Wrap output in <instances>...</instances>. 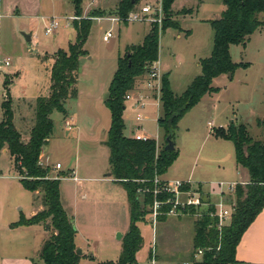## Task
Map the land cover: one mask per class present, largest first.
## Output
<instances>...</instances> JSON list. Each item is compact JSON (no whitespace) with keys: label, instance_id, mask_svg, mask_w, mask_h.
I'll list each match as a JSON object with an SVG mask.
<instances>
[{"label":"rangeland","instance_id":"374dc122","mask_svg":"<svg viewBox=\"0 0 264 264\" xmlns=\"http://www.w3.org/2000/svg\"><path fill=\"white\" fill-rule=\"evenodd\" d=\"M118 1L82 0V15L78 20L87 18L92 10H97L98 17H88L92 22L84 45L87 55L81 57L79 61V69L76 73V96L65 102V115L58 112L50 115L53 132L44 148L50 163L52 165L59 163L62 166L61 171L53 170L51 173L49 162L45 158L40 159L44 164L43 168L50 170L48 179L62 178L59 191L69 204L70 209L65 213L74 223L77 249L88 255V259H94V262L115 260L120 256L122 239L121 245L116 240L119 238L118 235L125 236L128 232L130 218L126 214L122 215L121 207L115 204L122 200L125 194L118 184L97 181L73 182L70 180L72 170L78 179L108 178L105 176L110 174L109 150L105 142L110 127V114L104 105L108 97V86L117 68L119 57L125 55L127 48L143 42L152 23L149 17L136 22L114 24L108 21L116 17L114 9ZM10 5L23 14L10 16V11L6 10L10 9ZM147 5L152 6L154 10L159 9L162 8V1L140 0L133 12L140 13L141 8ZM171 9L172 13L167 19L177 22L182 31L167 29L163 33L160 32L158 51L160 60L168 68L165 74L170 82L171 91L176 96H180L193 78L200 75L199 60L208 58L212 50L213 31L207 23L198 20L219 19L224 6L222 0H187L186 3L185 0H177ZM183 11H188L189 14L183 15ZM0 14L2 15L0 16V62L6 58L10 59L9 67L1 66L0 105L5 100L3 81L5 78L6 80L13 78L9 93L17 98L12 105L13 122L16 130L23 135V140H26L25 135L35 123L34 106L30 108V105L33 104L32 98L37 93L44 74L38 55H51L58 49L68 47L71 42L67 40V35H73L71 18L75 17L74 8L69 0L41 2L6 0L3 2V11ZM51 19H56L59 27L48 35L45 28ZM161 19H164L163 12ZM259 20L263 22V26L251 35L245 48L242 46L230 48L232 62L248 64V68H239L232 78L227 74L221 82L214 84L213 87L219 89L218 94L205 96L178 122L171 140L175 152L179 154L178 164L168 169L163 178H184L191 171V167L194 178L198 180L239 178L235 170L232 143L216 139L212 131L218 128L226 129L231 124L235 127L243 125L253 140L258 141L262 138V131L256 122L264 119V13L259 15ZM158 25L160 29L162 24ZM109 30L112 31L113 36L108 42H104L103 36ZM186 32L191 33L188 39ZM177 34H181L180 39L175 38ZM24 35L30 36V40L26 41ZM5 71L20 73L13 76V74H5ZM22 95L24 98L19 99L18 97ZM125 103L124 135L131 138L136 134H143L158 143V152L165 141L163 130L157 124V118L162 113L161 104L158 106L159 111L152 102L135 111L132 102ZM137 113L143 118L140 123L141 130L137 128L138 123L135 119ZM68 119H72L69 131L65 126V120ZM209 123H212V127L208 126ZM0 175L3 176L0 178V257L20 258L25 254L34 264H42L39 260L44 243L42 231H36L34 228L19 235V232H9L8 227L6 228V224L17 222L20 215L28 214L39 203L42 204V195L39 193L34 196L33 193L18 187L20 182L17 179H20L22 173L18 171L9 154L2 151H0ZM197 186L192 184L193 188ZM200 186L201 190L206 192L208 185ZM82 191H88L87 199L81 197ZM91 196L95 201H92ZM226 197L223 198V202L225 200L228 203H235L234 194ZM218 201V197L210 199L211 203ZM91 203L95 205L91 206ZM201 210L204 211L201 208L193 215L185 216L187 225L190 223L192 229L191 231L178 229V235H176L177 230L173 229V218L157 222L153 229L151 223L145 225L139 223L138 227H141V237L144 242V252L140 254L141 264H149L147 251L153 232L157 251L164 259H169V247L170 249L176 247L179 253L172 261L174 264H180L185 259L192 262L195 259L192 257L193 222ZM145 211L148 212L149 208H145ZM147 216L154 220L152 213ZM228 223L229 220L224 226ZM112 224L118 226L113 232ZM170 227L172 231L169 230Z\"/></svg>","mask_w":264,"mask_h":264},{"label":"trees","instance_id":"16d2710c","mask_svg":"<svg viewBox=\"0 0 264 264\" xmlns=\"http://www.w3.org/2000/svg\"><path fill=\"white\" fill-rule=\"evenodd\" d=\"M69 1L74 8V16L79 18L82 15V0ZM138 1L131 3V0H120L114 9L115 16L122 23L126 22ZM161 1L164 13L162 26L159 29L157 23H151V29L143 42L127 48L125 55L119 57L108 86V97L104 101L110 114V127L105 142L109 150L110 176L126 193L130 218L129 230L122 238V250L116 264H137L135 256L143 243L138 224L152 213L155 199L163 203L157 211L156 222H163L167 218L171 196L160 192L156 198L152 195L154 178L164 175L177 158L175 150H165L166 138L172 140L178 122L205 95L217 93L218 90L212 87L213 79L227 74L232 77L237 69L248 68V64L232 62L230 47L245 48L251 35L263 26L259 15L264 13V0H222L225 9L220 18L207 22L213 31L212 50L208 58L199 60L200 75L191 81L180 96L173 94L167 75H162V113L157 118V124L163 130L165 141L157 152L155 140L137 141L124 135L123 113L125 94L132 89L135 79L158 60L160 32L167 29L182 31L177 22L167 19L176 0ZM96 12L92 10L87 18L74 20V42L67 51L58 50L53 54L49 92L47 96L35 100V123L27 140H23L13 124L12 100L8 89L11 80L5 78L3 81L5 100L0 105V151L6 148L16 168L22 173L19 180L22 188L31 193H41L43 206L40 212L29 219L20 215L19 220L12 223L10 228L41 225L49 233L39 254L43 264H79L82 258L76 253L75 227L60 201V180L48 179L50 170L40 167L38 162L53 132L50 115L53 112L65 115V102L76 96V73L80 58L87 55L84 45L90 33V18L98 17ZM186 14H189L188 11L183 13ZM188 35L189 32H186ZM256 124L263 132L262 140L258 141L249 137L243 125L235 127L231 124L226 129L212 131L216 139L232 143L236 165L246 171L248 182L236 184L233 193L235 203L228 225L218 229V218L211 216L215 211L213 207L196 217L193 222L192 257L198 250H202L203 254L199 260L193 259L192 264H238L236 248L245 231L264 208V119L257 120ZM185 189L188 190V187ZM147 207L148 212L145 211ZM183 212L193 215L196 210L191 207Z\"/></svg>","mask_w":264,"mask_h":264},{"label":"crops","instance_id":"0c3cea01","mask_svg":"<svg viewBox=\"0 0 264 264\" xmlns=\"http://www.w3.org/2000/svg\"><path fill=\"white\" fill-rule=\"evenodd\" d=\"M6 2V0H0V13H2L3 11V2ZM40 2L42 0H39ZM120 1V0H119ZM118 1V3H119ZM177 1V0H176ZM175 1V2H176ZM179 1V0H178ZM187 0H185V3H186ZM175 4V3H174ZM173 4V5H174ZM15 7L13 5H10V9H6L7 11H10L9 12V15L10 16H13L15 14L17 15H21L22 12H20V10H16L14 9ZM225 9V8H224ZM221 10V13L224 11ZM23 14V13H22ZM193 15V14H192ZM190 15V16H192ZM221 15V14H220ZM0 16H2L0 14ZM189 16V17H190ZM199 22H204V23H207L208 21H210V19H200L198 20ZM208 24V23H207ZM209 25V24H208ZM147 35V34H146ZM30 37V36H29ZM187 39L191 37V33H189L188 36H186ZM31 38V37H30ZM176 39H180L181 38V34H177L175 36ZM75 39V31L73 30V35L69 34L67 35V40L69 41V43L73 42V40ZM70 43V44H71ZM68 44V47L69 45ZM67 47V48H68ZM67 48L66 49H58V50H63V51H67ZM231 48V47H230ZM56 53V52H54ZM53 53V54H54ZM53 54L51 55H38V58L41 59V67L44 71V74H43V78L41 79L42 82L39 84V88H38V91L37 93L33 96L32 100H33V104L30 105V108L32 106H34V103H35V100L38 98V97H45L48 95V92H49V86H50V70H51V67L53 65ZM47 57V59H45ZM158 62H159V65H160V69L162 71V74H165L167 71H168V68L167 66L160 60V56H159V52H158ZM170 69V68H169ZM20 73L19 71H17L16 73H9V72H6L5 71V74H18ZM166 75V74H165ZM226 77V75H221L215 79H213L212 81V87L214 84H217L219 82H221L224 78ZM233 77V76H232ZM231 77V78H232ZM194 79V78H193ZM12 83H13V78L11 79V84L9 86V93H10V88L12 86ZM170 83V82H169ZM170 85V84H169ZM215 88V87H214ZM217 89V88H216ZM219 90V89H217ZM214 94H218V91L217 93H214ZM207 95H212V94H207ZM205 95V96H207ZM204 96V97H205ZM203 97V98H204ZM10 98L12 100V105H13V102H14V99H17V98H14L10 95ZM19 99H23L24 96H20L18 97ZM202 98V99H203ZM201 99V100H202ZM200 100V101H201ZM200 103V102H199ZM198 103V104H199ZM197 104V105H198ZM126 105V103H125ZM196 105V106H197ZM195 107V106H194ZM193 107V108H194ZM192 108V109H193ZM191 109V110H192ZM125 110H126V107H125ZM190 110V111H191ZM189 111V112H190ZM188 113V112H187ZM124 114V113H123ZM14 119V118H13ZM69 120V119H68ZM70 121L72 122V119H70ZM14 124V122H13ZM15 126V124H14ZM16 128V127H15ZM141 129H142V125H141ZM261 129V128H260ZM28 131V130H27ZM69 131V130H68ZM262 131V129H261ZM29 132L30 130L27 132V134L25 135V139L27 140L28 137H29ZM141 135V134H139ZM22 138H23V135H21ZM143 137H146L148 138L147 136H144L143 134L141 135ZM262 137H263V132H262ZM133 138V136L131 137ZM262 140V138L260 139ZM45 148V147H44ZM44 148L42 150V158H45L46 161L49 162V165L51 166V169H52V172L53 173V170H56L54 169L55 165L56 164H59V163H56L55 165H52L50 163V160H49V157L45 155V152H44ZM3 153H6L8 154L6 148H4L3 150H1ZM178 160H179V154H177V158L176 160L174 161V163L172 164V166L169 168V169H172L174 168V166H176L178 163ZM234 160H235V154H234ZM236 163V162H235ZM62 169V166L61 168L58 170L59 172L61 171ZM225 169V168H224ZM236 174L238 175V179L239 181L237 180H234V179H224V180H198V179H195L194 176H193V167H191V171L189 172L188 175L184 176V178H172V179H169L167 177L163 178L164 175L161 176V180L162 181H165V182H172V181H188L190 182L191 184H197V185H203V184H206L208 185L206 191H208V189L210 188L211 185H214V184H218V183H223V184H233V183H236V184H244V183H247L248 182V175L246 173V171L244 170H241L237 167L236 165ZM166 174V173H165ZM186 174V173H185ZM105 177H108V178H105V179H98V178H85V179H78L76 178V173L72 170V178L70 180H72L73 182H94V181H97V182H102V183H107V184H115L113 182V178L111 176H105ZM0 178H3L2 175H0ZM19 178V177H18ZM62 179V178H61ZM61 179L59 178L60 182H61ZM64 179V178H63ZM18 181L20 179H17ZM82 186V185H80ZM111 186V185H110ZM113 186V185H112ZM19 188H22L21 184L18 185ZM201 187V186H200ZM23 189V188H22ZM26 191V190H25ZM28 192V191H27ZM88 191H82L81 193V197L83 196V198L87 199V193ZM31 193V192H30ZM60 193V201H61V204H62V207L65 211H69V204L68 202L65 200V198L62 196V193L59 191ZM123 194L124 196H126V193L125 191L123 190ZM34 196H37L39 195V193H33ZM78 194V192L76 193V195ZM123 196V199L118 201L115 205H117V207H121V214L124 215H128L129 216V206H128V201H127V197L124 198ZM78 197V196H77ZM37 198V197H36ZM91 199L92 201H95L93 200V197L91 196ZM95 204L91 203V206H94ZM128 206V207H127ZM43 209V206L41 203H39V205L35 208V209H31L30 212H28V214H25L23 215L26 219H29L31 218L32 216H34L35 214H37L38 212H40L41 210ZM125 211V212H124ZM119 212V211H118ZM128 213V214H127ZM121 215V216H122ZM185 215H179L177 217H172V216H167L166 220L169 218V220L171 218H173V229L177 230L176 232V235H178V229L179 231L184 228L188 231H191L192 229V225L190 223H188L189 225H187V221L185 220ZM165 220V221H166ZM129 221V219H128ZM73 222V221H72ZM75 222V221H74ZM13 222H10L9 224H6V228L8 227V230L9 232H19V235H22L23 233L31 230V229H34L36 228V231H42L43 233V236L44 238L42 239V242H45L47 240V232L44 231L43 227L41 225H34V226H28V227H18V228H14V229H11L10 228V225L12 224ZM143 225H145L146 223H151L152 224V229H153V226L154 225H157V222L154 221L153 219H151V217L147 216L145 218V221L144 222H141ZM76 224V223H75ZM122 224H123V220H122ZM8 225V226H7ZM74 225V223H73ZM75 227V226H74ZM118 226H115L112 224V232L117 228ZM141 227H139V230H140ZM79 229V228H78ZM114 229V230H113ZM169 230L172 231V228L170 227ZM185 230V231H186ZM183 231V232H185ZM141 235H142V232L140 231ZM10 234V233H9ZM124 234H121V235H118L119 238L118 240H116L119 245H121V239L123 237ZM112 238V237H111ZM110 238V239H111ZM143 239V237H142ZM192 239H193V236H192ZM75 241V240H74ZM110 242V241H108ZM43 244V243H42ZM75 246L76 248H78V244L76 245L75 243ZM170 246V244H169ZM176 247L170 249L169 247V259H164L163 255H159L158 251H157V246H156V241H155V234L154 232L152 233V237H151V243H150V247L148 248V251H147V255H148V259L150 260L151 256H152V252L154 251V256H155V259L157 260L158 264H174L173 259L176 257V255L179 253L178 250L175 249ZM144 252V242L142 244V247L141 249L137 252L136 254V261H137V264H141V258H140V254ZM81 260L79 262V264H109V263H113V264H116V261L118 259H115V260H108V261H99V262H94V259H88V255L84 254L83 251L81 252ZM121 253V251H120ZM235 258L238 262V264H264V208L263 210L261 211V213L256 217V219L253 221V223L249 226V228L245 231V233L243 234L242 238H241V241L239 242L237 248H236V253H235ZM196 260H199V257L196 259ZM41 262V261H40ZM188 262V259H185L183 260L180 264H183V263H186ZM12 263H17V264H33L32 260L29 259L28 257L25 256V254L23 256H21L20 258H12V257H7V256H1L0 257V264H12ZM42 263V262H41ZM149 263V261H148ZM43 264V263H42Z\"/></svg>","mask_w":264,"mask_h":264},{"label":"built area","instance_id":"2783aa9c","mask_svg":"<svg viewBox=\"0 0 264 264\" xmlns=\"http://www.w3.org/2000/svg\"><path fill=\"white\" fill-rule=\"evenodd\" d=\"M162 17V8L153 9L152 6L147 5L141 8L140 13L131 11L127 18L126 22H136L141 21L142 18L149 17V20L152 23L161 24V17ZM72 21L78 20L77 17H72ZM100 20V19H99ZM108 21L112 23H122L118 17L110 18ZM59 27V23L56 19H51L45 28L46 34H52L55 30ZM112 31L109 30L103 36V41L108 42V40L112 37ZM9 67L10 66V59L6 58L0 62V71L2 67ZM162 71L160 69V65L158 60L150 64L146 72L137 77L135 79L134 85L131 90L127 91L124 96L125 102H132L133 109L135 111L141 110L143 107L146 106L148 102L154 103V105L158 106L160 104V97H161V79H162ZM159 111V109H158ZM136 122L137 128L141 130V121L143 120L141 114L137 113L136 115ZM65 126L67 130L71 129V121L65 120ZM209 127H212V123L208 124ZM133 139L137 141H146L149 138L143 137L139 134L133 136ZM156 149H158V143L156 142ZM42 154L40 159L42 158ZM38 165L43 167L44 164L41 160H39ZM61 168L60 164H56L54 169L59 170ZM162 180L159 176H156L153 180L154 190L152 195L156 198L157 194L166 193L169 194L171 197L169 198V204L171 205L167 216L177 217L179 215H185L183 212L185 209L194 208L197 210L203 208L204 211L201 210L197 216H201L204 212H206L210 207L214 208V213L211 216L218 218V229H221L226 221H228L231 217L233 212L234 203H228L223 198H228L234 193L236 183L233 184H223L218 183L211 185L208 191L203 192L200 187H192V184L188 181H172V182H165L161 185ZM161 186V189H160ZM188 187V190L185 189ZM205 193V194H204ZM212 197H218L219 201L217 203H211L210 199ZM163 205V203L159 202L158 200H154L152 204V215L155 221L157 216L158 209ZM203 254L202 250H198L194 255L195 259L201 257ZM149 264H158L157 260L154 256V251L152 252V256L149 260ZM183 264H192L191 262H186Z\"/></svg>","mask_w":264,"mask_h":264},{"label":"water","instance_id":"95a60500","mask_svg":"<svg viewBox=\"0 0 264 264\" xmlns=\"http://www.w3.org/2000/svg\"><path fill=\"white\" fill-rule=\"evenodd\" d=\"M134 1H135V0H131V3H134ZM24 37H25L26 41H29V40H30V37H29V36L24 35ZM228 75H229V77H231V74H228ZM166 143H167V145H166V147H165V150H166V151L170 152V151L175 150L174 143L170 140L169 137L166 138ZM107 176H110V174L107 175ZM76 253H77L79 256H81V254H82V253H81V250H79V249H77V252H76Z\"/></svg>","mask_w":264,"mask_h":264},{"label":"bare ground","instance_id":"6f19581e","mask_svg":"<svg viewBox=\"0 0 264 264\" xmlns=\"http://www.w3.org/2000/svg\"><path fill=\"white\" fill-rule=\"evenodd\" d=\"M156 221V220H155Z\"/></svg>","mask_w":264,"mask_h":264}]
</instances>
